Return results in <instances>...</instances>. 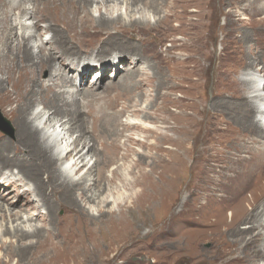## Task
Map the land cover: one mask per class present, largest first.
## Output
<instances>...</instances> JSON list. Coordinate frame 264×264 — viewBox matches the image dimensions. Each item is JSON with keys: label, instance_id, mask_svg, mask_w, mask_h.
Wrapping results in <instances>:
<instances>
[{"label": "bare ground", "instance_id": "obj_1", "mask_svg": "<svg viewBox=\"0 0 264 264\" xmlns=\"http://www.w3.org/2000/svg\"><path fill=\"white\" fill-rule=\"evenodd\" d=\"M162 1L0 0V103L14 126V135L0 132V174L5 176L0 178V262L16 254L25 258L34 254L36 264L77 262L87 253L84 234L93 245L96 240L92 224L99 225L96 232L101 234L102 246L108 240V246L120 244L121 227L129 222L124 215H136L137 207H133V212L124 210V214L114 194L119 189L129 196L123 190L126 185H131L138 194L136 166L124 168L123 161L132 156L134 141L143 142L135 136L133 141L132 134L127 132L139 127L148 131L153 127L146 118L130 116L120 121L123 110L117 112L116 123L111 126L113 133L116 130L117 135L124 137L113 143L94 137L95 124L99 123L106 131L110 119L105 113L100 114L101 106L94 96H80L85 62L74 53L79 49L129 50L133 46L130 36L137 33V28L150 31L164 21L171 23L174 17L171 11L181 5L161 4L169 10L166 18L159 21L154 13ZM196 4L198 9L194 11L198 14L193 26L196 34L192 35L200 45H205L204 4ZM225 5L219 38L222 50L216 56L217 61L212 62L216 70L211 104L214 120L210 121L214 141L209 146L196 142L204 119V99L176 98L174 103H184L185 99L187 107L180 112V123L173 126L167 138L174 147L170 174L163 178L159 189L152 186V172L148 174L146 193L150 199L162 191L167 193V209H173V213L176 210V214L183 211L174 209L176 201L183 199L185 210L199 218L198 221L188 218V223H200L203 227H194L197 230L182 227L179 220L175 224L173 220L170 232L178 234L181 229L180 234L187 235L192 231L191 242H197L199 231L205 232L203 228L213 226L205 223L207 219L214 221L215 227L208 234L219 240L216 244L219 261L214 264H231L238 258L243 264H264V0H226ZM189 6L185 3L182 7ZM176 19L182 23L185 20L180 16ZM146 56L153 63L148 60L147 66L138 68L131 65L119 78L130 91L127 97L138 85L154 84L158 75L157 83L170 87H179V81L190 77L188 66L181 68L191 60L189 55H176L166 62L158 50L148 55L139 53L136 58L143 60ZM106 64L111 65L108 61L98 64V75L92 85L102 79ZM73 69L76 72L68 74ZM168 71L173 74L169 76ZM44 72L48 74L46 78ZM193 88L198 90L194 84ZM141 97L137 99L141 101ZM132 108L135 115L151 114L148 105L143 108L133 103V107L128 105L126 109ZM177 113L171 112L172 118ZM88 115L93 117V123L88 122ZM76 129L80 133L74 136L72 132ZM194 152L198 154L193 175L186 181L183 170ZM157 159L158 163L162 161L152 158L154 164ZM118 175L121 178L113 180ZM12 185L17 188L14 198L9 194ZM61 193L77 219L86 215L88 222L84 220L77 227L73 216H57ZM247 198L250 201L246 203ZM228 207L231 209L228 215L233 218L229 225L225 219ZM111 213L116 220L110 236L105 218ZM153 229L156 232L158 228L154 225ZM185 237L180 238L188 246ZM98 250L104 248L99 246L94 255H101Z\"/></svg>", "mask_w": 264, "mask_h": 264}, {"label": "rangeland", "instance_id": "obj_2", "mask_svg": "<svg viewBox=\"0 0 264 264\" xmlns=\"http://www.w3.org/2000/svg\"><path fill=\"white\" fill-rule=\"evenodd\" d=\"M225 1L226 0H168V2H166L163 0L159 4L160 9H158V12L154 13L156 19L159 21L166 18V11L169 10L161 4H172L174 2L181 5L177 9L171 11L174 16L171 17V23L164 21L150 31L147 28H137V33H132L130 36V42L134 47L132 46L129 50L122 48L109 52V50L106 51L101 49L102 51L99 50L98 52H92L86 49H79L81 51H78L76 54L74 53L76 58L83 59L85 62V70L82 71L83 76L81 75L82 77L80 78L79 83L80 96H94L96 103H98L97 105L101 106L99 109L100 114L105 113L110 119V123L106 125L105 129H108L106 131L99 127V123L95 124V127L93 128L95 131V133L93 132L94 137L105 139L109 143H113L124 137L123 135H117L116 130L113 133V127L111 126L112 123H116L117 112L123 110L124 111L119 116L120 121L126 120L130 116L131 118H146L147 123H149L153 129L149 128L148 131H144L139 127L133 128L127 132L132 134L133 141L135 136L139 139H143V142L134 141L131 145L132 156L130 159L123 161L124 168H127L130 165L136 166L134 167V175H137L136 177H138L140 181V185L136 186L139 190L137 191L138 194L134 193V189L131 185H126V187L123 188V190L129 192V196H125V192L120 191L119 189V192L114 194L115 198L120 202L119 205L123 206L122 212L124 214V210H127V212H133V207H137L136 215H124L129 222L124 227H121L122 230L119 233L120 244H112L108 246V240L107 245L102 246L100 239L101 234L96 232L97 229H99V225L92 224V229L95 234L94 239H96L93 243L94 245H97V248L101 246L104 250H98L101 252V255H94V251L97 250V248L93 249L94 245L89 242V238L84 234V239L86 241V244L84 245L87 248V253L85 256H80L77 262H71V264H214L219 261L216 257L218 253L216 244L219 243V240L213 239V236H208V234L213 231V226L215 227V223L211 218L207 219L205 223L207 225L208 223H212L213 226L207 228V230H204L203 228V232H205L202 233V231H199L197 242H191L192 231H188L187 235H182L180 234V229L178 234H176V231L170 232V225L173 220L174 224L179 220L181 222H179L180 226L182 227L194 228L198 226L202 228L203 226L200 223H193L192 225L191 223H188V218L198 221V216L185 210L184 207L186 206H183L182 198L177 199L174 209H183V211L176 214V210L173 213V209H167L169 196L167 193L162 191L160 194L156 195L154 199H150L147 196L146 191L148 190L147 184L150 181L148 174L152 172L153 178L151 181L154 189L158 186V189L161 188L164 181L163 178L166 177L167 174H170L169 161L172 159L174 147L170 145L167 138L170 136V130L172 133L173 126L180 123V112L185 109V106L187 107V105L184 104L185 99L184 103L180 101L177 104L174 103L173 101L176 98L181 99L183 96H186L192 99L195 97L197 101L202 98L204 99L202 105V116L204 119L201 125V132L196 135V142L204 143L206 146H209L212 145V141H214L213 131L210 129V121L214 120V118L211 117V104L214 101L213 94L215 86L213 84V78L216 77V70L215 65H213L212 62H215L217 54L222 50L219 38L221 35L220 26L224 22L222 13H224V8L226 6ZM199 2H201L202 5L204 4L202 9L205 13V17H203V22H205L203 26V42L205 45H200L199 42L195 40L194 36L196 31L193 26L196 22V15L198 14L194 10L198 9L196 3ZM185 3H189L190 6L186 8L182 7ZM220 7H222L221 9L223 11ZM176 16L185 19V23L183 22V24L179 19H176ZM134 35H140L143 38L135 37ZM181 41H183V43H181ZM96 42H98V40H96ZM158 50L165 61L166 59L170 60L176 57V55L181 56L186 54L191 56V60L188 63H185L186 65L184 64V66H181L182 69H186L188 66L190 77H186L188 79L181 80V82L179 81L178 83L181 84V86L170 87L169 85H161L157 83L158 75L154 84L138 85V87L133 89L131 97H127L126 95L130 94V91L125 88V85L121 84L122 80L120 81L119 78L126 74V69L128 67L130 68L131 65L138 68L140 65L147 66L148 60L151 61L150 63H153V60H150L152 58L147 56L143 60H137L136 56L139 55V53L148 55L156 53ZM208 50L211 54L208 53ZM200 52L203 53V56L200 55ZM225 52L227 53L228 50L226 49ZM94 56H97V58ZM132 57L133 59H131ZM103 61H108L111 65H108L105 69L104 76L99 83L92 85V80L98 75L96 74L99 71L98 64L103 63ZM224 67L227 68L226 66ZM159 69H161V67ZM74 70L75 69H73V71L70 70L68 74H74L76 72ZM166 71L167 70L165 69L164 72ZM168 74L171 76L173 72L168 71ZM143 75L146 76V74ZM47 76L48 74L44 72L43 77L46 78ZM70 78L72 77L70 76ZM193 84L198 87V90L193 88ZM108 87H111V89ZM139 95L142 96L140 99L141 101L137 99ZM133 103L140 104V107L143 108L148 105L151 114H133V108L129 110L126 109L128 105L133 107ZM0 111L1 115L4 117H0V123L6 127L11 125L13 134L5 132L2 129H0V132L4 134L6 133L8 136L14 135L12 121L2 110L1 103ZM86 111H88V109ZM174 111H177L178 113L172 118L171 112ZM89 116L90 115L87 116L88 122L93 123V117ZM60 117H62V115ZM120 128L122 130L121 126ZM77 131L78 129L72 132V135L77 136V134L80 133ZM196 154L198 153L194 152L193 155H191L188 159L186 169L183 170L184 180L186 181L192 178L194 165L196 164ZM152 158H159L162 161L158 163L157 159V164H154ZM110 166L111 165H109V167ZM121 176L122 175H118L113 180H119ZM3 177L5 176L1 173L0 178ZM181 183L183 184L184 181ZM11 187H13V185L9 188V194H12V198H14L17 188L13 187L11 189ZM256 192L259 193V191ZM249 193L250 192H248V194ZM248 196L251 195L249 194ZM249 201L250 199L247 198L245 202L247 203ZM58 202V217L73 216L74 220L77 221V227L78 225H83L84 220L88 222V217L86 215H80V219H77L74 209L72 211L70 208V202H68V199L65 200L63 198L62 193L58 196ZM160 205L163 206L159 209L158 207ZM230 210L231 209L227 211V216H225L227 225H229L233 219L230 218L231 215H228ZM232 211H234V209ZM174 214L176 215L175 219H173ZM105 220H107L109 224L108 229L111 236L113 228H115L113 220H116V218L115 216H112L111 213L106 216ZM154 225L155 228H158L156 232L153 229ZM180 237H185L190 245L186 246L185 239ZM195 244L197 245L195 246ZM54 251L58 254L56 248H54ZM34 252L35 251H33V253ZM1 254L2 252H0V257H2ZM238 259L234 260L231 264H243L241 259ZM34 262V254H30L26 258L22 257L20 254H16L11 257L10 260L7 258H4V260L2 259L0 264H33ZM64 263L66 262L59 260V262L55 264Z\"/></svg>", "mask_w": 264, "mask_h": 264}, {"label": "water", "instance_id": "obj_3", "mask_svg": "<svg viewBox=\"0 0 264 264\" xmlns=\"http://www.w3.org/2000/svg\"><path fill=\"white\" fill-rule=\"evenodd\" d=\"M0 127L3 128L4 130H7L6 126L2 125L1 123H0Z\"/></svg>", "mask_w": 264, "mask_h": 264}]
</instances>
